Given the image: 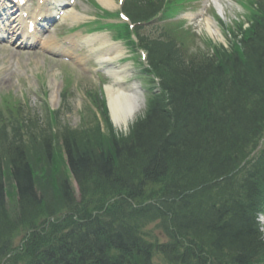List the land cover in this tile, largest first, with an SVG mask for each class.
Segmentation results:
<instances>
[{"label": "trees", "instance_id": "trees-1", "mask_svg": "<svg viewBox=\"0 0 264 264\" xmlns=\"http://www.w3.org/2000/svg\"><path fill=\"white\" fill-rule=\"evenodd\" d=\"M138 2H127L130 16L148 19L152 13ZM255 21L256 37L243 53L218 48L213 57L185 61L174 42L156 43L152 59L165 89L129 138L113 137L106 149L99 123L53 135L63 139L80 202L62 173L63 153L54 155L46 140L23 144L21 107L6 101L13 116L11 125L0 116V264H154L157 252L163 264L264 261L253 216L264 206V148L249 158L264 136V23ZM69 207L77 219L67 215L52 233L35 231L15 246L20 232L35 228L38 212ZM153 220L169 242L142 239L141 227Z\"/></svg>", "mask_w": 264, "mask_h": 264}, {"label": "rangeland", "instance_id": "rangeland-1", "mask_svg": "<svg viewBox=\"0 0 264 264\" xmlns=\"http://www.w3.org/2000/svg\"><path fill=\"white\" fill-rule=\"evenodd\" d=\"M208 1L211 0H195L187 5L185 10H188L183 13L190 18L187 25H191L200 37H212L223 40L219 35H213L207 27L206 17L212 11L207 5ZM90 2H93V0H90ZM7 3L8 1L0 0V31H5L6 25L10 22L8 17L11 10L7 9ZM77 4L81 12L87 15L86 17L80 16L75 19L80 20L79 22L88 20L90 17L94 18L98 12L93 6L86 5L84 0L78 1ZM226 8L227 10L223 15L227 21L235 15V12L241 11V7L239 5L235 6V4L231 7L226 6ZM75 20H67V22L73 23ZM148 31L146 32L148 33ZM103 34H106L109 40L112 39L110 32H104ZM196 43H200L199 37L196 38ZM113 45L106 44L105 48L102 49L99 41H95L89 43L86 48L82 49L80 55L84 58L82 64L83 68L88 70L86 72L73 65H69L71 63L62 62L61 59L49 53H37L24 49L16 52L10 43L5 41L0 42V103L2 97L10 94L14 99L21 100V103L25 107L27 106V110H30L31 113H36L39 116V121L43 122L45 119L43 98L44 90H47V102H49L52 108H61V119L73 127L79 126L82 122V113L83 111L86 113L89 105V100L86 95L87 92L99 91L100 88L106 91L109 85H114L115 89L118 88L115 85V78L111 77V73H108V75H99L92 72L93 67L107 65V63L101 62L100 53H105L103 56L107 59H113L119 55L121 49L118 50ZM120 46L123 52L119 59L124 57L127 49L121 43ZM75 53H77V50H75ZM117 63L119 69L121 68L124 72L122 78L128 83L134 82L135 65L133 62L122 61ZM108 67L112 68L113 65H109ZM66 73H69L68 75L71 78V86L69 97L64 102L63 93L64 82L67 79ZM107 76H110V78ZM25 102L27 105H25ZM117 128L120 131L126 129L125 127L119 128L118 126ZM12 213L15 214L16 212L13 211ZM12 216L15 217L14 215ZM21 235L22 233L17 236V240H19Z\"/></svg>", "mask_w": 264, "mask_h": 264}, {"label": "bare ground", "instance_id": "bare-ground-1", "mask_svg": "<svg viewBox=\"0 0 264 264\" xmlns=\"http://www.w3.org/2000/svg\"><path fill=\"white\" fill-rule=\"evenodd\" d=\"M100 2H102V4L107 7L111 5L114 6V0H100ZM216 3L218 4L219 0H216ZM219 7L221 9L223 8L221 3L219 4ZM79 15L80 13L75 10L74 7H68V11L65 13L64 18H77L79 17ZM19 20L23 22L22 18H20ZM208 28L211 32L214 33L211 28L210 20H208ZM24 34H26V31L24 32ZM93 38L94 37H90L89 39L92 40ZM104 38L105 41H109L107 37L104 36ZM48 39L50 40L49 46L54 47L57 45L51 37H49ZM101 43L105 42L102 40ZM117 48L120 49V47L118 46ZM64 51L68 53L67 49H64ZM117 74L118 73L115 72V75ZM119 84H122L121 81H119ZM134 92V94H128L121 89H114V87L111 86L108 88L111 114L118 126H128L130 122H132L136 118V116L141 113L143 101L137 97V89H134Z\"/></svg>", "mask_w": 264, "mask_h": 264}]
</instances>
